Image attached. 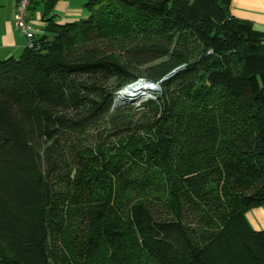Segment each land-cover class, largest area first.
Here are the masks:
<instances>
[{"label": "trees", "instance_id": "trees-1", "mask_svg": "<svg viewBox=\"0 0 264 264\" xmlns=\"http://www.w3.org/2000/svg\"><path fill=\"white\" fill-rule=\"evenodd\" d=\"M61 1L31 0L41 32L0 61V264H264L247 220L264 208V33L231 0H84L65 24ZM98 41L119 54H69ZM98 72L122 83L80 94ZM141 79L160 88L146 114L89 139Z\"/></svg>", "mask_w": 264, "mask_h": 264}, {"label": "crops", "instance_id": "crops-1", "mask_svg": "<svg viewBox=\"0 0 264 264\" xmlns=\"http://www.w3.org/2000/svg\"><path fill=\"white\" fill-rule=\"evenodd\" d=\"M74 0L61 1L55 6V16L58 23H72L85 18L84 2L71 4ZM17 0H0V61L8 58H18L28 42L16 29L14 13ZM40 9L28 18L33 22L37 33L41 32L43 24L40 20ZM230 16L248 22L253 29L264 33V0H231ZM29 16V15H28ZM247 220L254 230L264 232V208H256L247 213Z\"/></svg>", "mask_w": 264, "mask_h": 264}, {"label": "rangeland", "instance_id": "rangeland-1", "mask_svg": "<svg viewBox=\"0 0 264 264\" xmlns=\"http://www.w3.org/2000/svg\"><path fill=\"white\" fill-rule=\"evenodd\" d=\"M84 2V0H74L73 4ZM120 50H118V47H115L112 45V43H108L107 41H98L91 44H82V45H76L72 47L69 51L70 56H74L76 58L82 57L86 54H96V55H102V56H117L119 54ZM170 61L168 59H164L155 63H151L146 65L142 68V70L148 73H161L162 70H164ZM143 71V72H144ZM122 75H110L103 73H97L95 75H91L89 77H82L74 79L75 84L77 85L78 90L80 91V94L84 96L85 91L83 90L82 86L92 85L97 87L98 89L103 90L107 92L108 90H111L112 88L120 85L122 83L121 81ZM144 82L147 80L141 79ZM140 80L131 83L129 85H126L120 89H117L113 92V104L117 103V106L115 109H122L123 110V117H116L112 118L111 116H108L106 119H104L99 125H97L90 133L88 138L89 139H102L103 136L107 134H112V129L115 128L116 130H125V122L129 121L131 119L132 121L137 120L141 115L146 114V109L143 108L144 104L148 102L149 100H155L156 95L159 93L160 90L152 91L147 94L144 98H138V96L128 97V98H122L120 100H116V94L119 93L120 90L123 88L129 87L135 83H138ZM130 108V109H129ZM126 110V111H125ZM111 136V135H110ZM64 245L60 240L58 242H54V249L58 256H63L64 252H67V249H63Z\"/></svg>", "mask_w": 264, "mask_h": 264}, {"label": "built area", "instance_id": "built-area-1", "mask_svg": "<svg viewBox=\"0 0 264 264\" xmlns=\"http://www.w3.org/2000/svg\"><path fill=\"white\" fill-rule=\"evenodd\" d=\"M31 0H17L14 13V22L16 29L24 36L30 45L37 29L33 27V22L28 19V8Z\"/></svg>", "mask_w": 264, "mask_h": 264}, {"label": "bare ground", "instance_id": "bare-ground-1", "mask_svg": "<svg viewBox=\"0 0 264 264\" xmlns=\"http://www.w3.org/2000/svg\"><path fill=\"white\" fill-rule=\"evenodd\" d=\"M154 91L150 82H141L135 83L129 87L123 88L116 94V100H120L122 98L134 97L138 96V98H144L147 96L149 92Z\"/></svg>", "mask_w": 264, "mask_h": 264}, {"label": "water", "instance_id": "water-1", "mask_svg": "<svg viewBox=\"0 0 264 264\" xmlns=\"http://www.w3.org/2000/svg\"><path fill=\"white\" fill-rule=\"evenodd\" d=\"M177 71H178V69L174 70V71L171 72L169 75H167L163 80H165V79L171 77V76L174 75ZM140 81L142 82L143 80H140ZM143 82H144V81H143ZM145 82H146V81H145ZM150 85L152 86V88H153L154 91L160 90V88H159V84H158V83H152V82H150ZM132 98H133V97H132ZM116 106H117V103H114V104H113V109H115Z\"/></svg>", "mask_w": 264, "mask_h": 264}]
</instances>
